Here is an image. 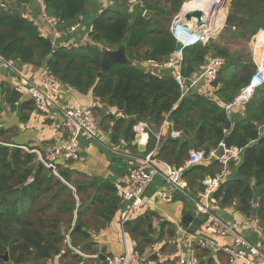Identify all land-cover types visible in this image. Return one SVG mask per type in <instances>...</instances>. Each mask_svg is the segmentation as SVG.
Here are the masks:
<instances>
[{
  "label": "trees",
  "instance_id": "16d2710c",
  "mask_svg": "<svg viewBox=\"0 0 264 264\" xmlns=\"http://www.w3.org/2000/svg\"><path fill=\"white\" fill-rule=\"evenodd\" d=\"M150 18L138 10L133 16L129 7L118 1L103 10L89 32L91 42L86 47H71L82 38V31L54 41L43 35L38 23L25 16L24 7L33 0H6L0 11V56L10 62L46 66L64 85L83 95L92 94L105 108H115L116 115L107 116L104 110L93 107L95 116L111 120L114 128L111 143L132 146L134 127L139 122L149 125L147 155L154 152L156 160L171 167L185 168L184 177L189 191H203L207 177L222 175L227 170L218 160L186 167L191 150L207 155L221 143L227 148L242 149L240 163L229 167L235 176L222 178L214 198L223 209L236 208L246 218H252L253 189L264 187V86L246 104L245 116L230 117L225 104L232 103L249 84L256 71L252 52L248 47L252 38L264 30V0H231L226 25L218 39L199 44L183 52L182 73L187 83L201 74L210 58L223 57L226 64L218 75L216 99L203 94L202 82L186 96L171 71L156 72L147 62L164 63L172 58L177 41L170 32L173 19L190 0H144ZM47 16L60 20V32L72 28L86 16L88 0H43ZM189 3V2H188ZM264 36V35H259ZM64 43L65 45H61ZM124 48L130 65H115L103 71L105 50ZM102 73V76H99ZM201 90V91H200ZM0 103L17 109L20 93L10 94ZM33 102L24 104L31 110ZM23 120L27 116L23 114ZM168 121L171 131L182 133L180 139L169 136L157 140L162 125ZM105 123H103L104 125ZM0 133V255L9 253V262L0 264H89L73 249L86 255H98L94 235L106 229L116 217L121 202L112 183L96 188L91 182L73 179L74 171L52 170L36 162V155L22 148L4 144ZM71 163V162H69ZM73 187V188H72ZM191 192V193H192ZM187 198V197H186ZM188 199V198H187ZM130 218L125 231L136 244V250L162 244L161 253L174 248L176 227L168 221L159 225L158 233L150 231L151 213ZM256 220L264 229V190L256 211ZM68 236L70 241L68 242ZM201 264H214L211 252L196 248ZM158 255L148 264H160ZM169 260L167 264L171 263Z\"/></svg>",
  "mask_w": 264,
  "mask_h": 264
},
{
  "label": "crops",
  "instance_id": "0c3cea01",
  "mask_svg": "<svg viewBox=\"0 0 264 264\" xmlns=\"http://www.w3.org/2000/svg\"><path fill=\"white\" fill-rule=\"evenodd\" d=\"M100 1L105 2V8L103 10L109 8V0ZM3 3L6 4V0H0V11L2 7L5 6ZM43 10L44 6L40 0H33L31 4L24 7L23 12L27 18L39 24L44 36L52 39L56 43L59 35L55 34L50 26L43 20ZM134 11H138V9ZM87 19L86 15L83 19L82 36L89 33L92 28V24H90ZM20 69L24 70V72L40 85L45 77V73H47L46 66L37 68L31 65H20ZM43 88L46 89V86ZM196 88L197 86L194 89ZM0 89V103L5 102L4 100L7 95L10 94V91H18L20 93V101L16 104L18 106L17 109H13L10 105L4 103L2 111L0 112V133L5 145L15 149L26 147L30 150H39L43 152L54 145L56 141L64 140L62 129L63 116L59 109L53 108L52 114L50 116H45L37 112L34 105H32L31 110L27 109L23 113L27 116V120H23L24 116L22 111H24V104L33 101L28 94L24 93L22 82L17 75L0 68ZM54 100L60 107H99V109L105 111L107 116L112 114L116 115L117 118L123 117L120 113L116 114L117 109L110 107L105 108L104 105L96 101L92 94L83 95L69 86L62 87L59 93L54 96ZM245 111L246 105L237 107L230 112L229 116L232 118L236 116L244 117ZM96 118L100 125L99 138L95 142L80 140L82 160L71 163L62 160L57 161L55 164L56 173L58 175L59 170H65L66 174L67 171H74L73 179L75 181H89L92 185L93 182H97L98 187L96 188L106 183H112L118 190V196L122 199L121 195L123 189L129 181L132 162L127 158L109 151L107 147L130 152L134 155H141L137 153V151L142 152L140 146L145 147L147 150L149 134L135 133V140L132 142V146L137 148V150L128 148V144L124 141L114 146L111 143V133L114 128V123L111 120H105L101 115H98ZM103 123L105 124L103 125ZM171 128L169 122H165L162 125L159 132V141L162 142L171 136V132L173 131H171ZM261 132L264 133V129H261ZM137 138L139 141L136 140ZM240 160L241 159L235 160V164L238 165ZM158 163L161 168L168 165L160 161H158ZM235 174L236 172L228 166L223 174V178H230L231 176H235ZM189 192L191 196L196 197L200 191L196 193H194V191ZM143 200V206L130 218L142 215L149 216L147 214L151 213L153 217V230L155 233H158L161 222L168 221L176 227L177 235L174 241V246L176 247L174 255L171 253L160 254L162 244L159 243L146 249L145 253L149 257L147 264L149 263L150 256L156 252H158L160 258V264H167L169 260L173 261L180 257L187 259L194 258L198 264H201L200 260L196 257V248L200 249L197 245L196 237L205 236L218 247L230 246L232 244L229 238L209 236V218L203 215L189 198L187 199L184 194L172 190V188L165 184L160 177H155L152 183L146 188ZM213 210L216 215L233 224L240 234L264 251V229L260 226L256 217L252 216V218H246L234 207L223 209L219 205V202L213 206ZM126 214L127 204L122 200L120 209L112 223L106 229L94 235V241L97 243L99 250L103 251L98 254V256L119 257L125 254H133L137 251L135 242L124 229ZM186 216L194 218L193 221L189 222L187 229L183 224V220ZM200 250L210 251L214 264H231L230 257L217 247H209ZM92 260H94V262H89V264H106V260L100 258ZM50 264H58V259L52 261ZM239 264L247 263L239 262Z\"/></svg>",
  "mask_w": 264,
  "mask_h": 264
},
{
  "label": "built area",
  "instance_id": "2783aa9c",
  "mask_svg": "<svg viewBox=\"0 0 264 264\" xmlns=\"http://www.w3.org/2000/svg\"><path fill=\"white\" fill-rule=\"evenodd\" d=\"M125 2L131 11L138 9L143 10L145 13L144 0H113L115 2ZM226 0L223 3L224 8ZM40 2L44 6L43 0ZM185 3L181 12L175 16L170 26V32L177 42L183 44L180 53H174L172 58L164 63L149 60L147 65L149 68L156 72L171 71L174 73L175 80L179 84L182 96H186L191 90L202 82L203 94L210 98L216 99V82L219 73L226 64L223 57L210 58L206 64L205 70L197 78L190 82L187 86L182 73L183 65V52L186 49L192 48L196 45H206L211 39L217 35V30H213L211 23H207V17L203 20V25L198 27L195 21L189 22L185 16L188 12H184ZM218 7V6H217ZM190 12V11H189ZM43 20L50 26V28L58 34L59 37L64 38L72 36L76 32L83 30V19L78 25L60 32L58 26L60 20L55 17H49L43 10ZM226 21V20H225ZM220 29V28H219ZM264 35V30H261L256 36L254 42L260 44L261 48L257 54L254 50L253 59L257 66L256 71L252 75L250 82L245 86L235 100L230 104H225V109L228 114L234 108L243 107L252 100L258 89L264 86V38L257 39L259 35ZM91 42L89 33L83 35L82 38L74 42L71 47L79 48L86 47ZM55 43V42H54ZM62 45H65L62 43ZM20 62H10L0 56V68L10 71L17 75L21 82L24 93L31 97L34 107L37 112L50 116L53 108L59 109L63 116V138L64 140L56 141L54 145L45 151L30 150L26 147L22 148L25 151L35 154L37 162L44 165L46 168H54L56 173V162L59 160L66 162H79L81 157V141L95 142L99 138L100 125L93 112V109L87 106L83 107H60L54 100V96L59 93V90L66 86L56 76L51 74L48 70L42 84H37L24 70L20 69ZM32 66V65H31ZM46 86V89L43 87ZM168 122V121H166ZM264 129V126L261 128ZM136 134H149L150 128L147 123L139 122L135 127ZM159 141L160 135L156 134ZM173 139H180L182 133L176 130L171 132ZM109 151L114 152L116 155L129 159L132 163L129 181L122 192V199L127 204V214L124 224L130 217L134 216L138 209L143 206L144 193L146 188L152 183L155 177H160L172 190L184 194L195 205V207L205 216L209 218L208 235L217 238H229L232 241L230 246L218 247L211 242L207 237H196L197 245L200 249L214 248L221 249L227 256L230 257L231 264H239L245 262L247 264H264V251L258 248L253 242L240 234L233 224L226 221L222 217L215 214L213 206L218 203L214 198L215 192L219 189L222 183V175L215 177H207L203 181L205 186L203 191H200L196 197L190 195L189 182L184 177L185 168H176L165 165L164 168L159 167L158 160L154 157V152L147 155H134L130 152L121 151L116 148L107 147ZM222 151V156L218 157L219 152ZM242 149L232 147L227 148L225 143H221L219 149L212 150L209 155L204 151L191 150L189 152L186 167L197 165L203 162L212 160L220 161L224 166L228 167L229 163L240 158ZM70 237H68V242ZM77 254L87 259H98V255H86L77 249H73ZM148 255L135 251L133 254H125L119 257H107L106 264H147ZM169 264H198L194 258H177Z\"/></svg>",
  "mask_w": 264,
  "mask_h": 264
},
{
  "label": "water",
  "instance_id": "95a60500",
  "mask_svg": "<svg viewBox=\"0 0 264 264\" xmlns=\"http://www.w3.org/2000/svg\"><path fill=\"white\" fill-rule=\"evenodd\" d=\"M3 4H5V3H3ZM151 15H152V13L149 11H145V13H144V16L146 18H150ZM185 18L189 22L195 21L197 26L201 27L203 25V20L205 18V14L200 10H195V11L188 12L186 14ZM182 48H183V44L181 42H177L175 52L180 53L182 51ZM101 63H102L103 71H106L115 65H130L131 61L127 56L126 50L124 48H120L117 50H105L103 53ZM99 76H102V73H99ZM0 96H1V89H0ZM136 140L139 141L138 138ZM140 150L142 152H145L146 148L143 146H140ZM221 156H222V151H220L218 154V157H221ZM50 170L54 171V168H51ZM93 185L95 187H98L97 182H93ZM252 189H253V193H254L253 201H252V205H253L252 216L256 217L257 207H258L259 202H260V194L264 190V187L263 188H257L255 185V182H253L252 183ZM146 219L148 221H150L149 216H146ZM193 220H194V218L191 216H186L184 218L183 224L185 225L186 229L188 228L189 222H191ZM149 229H150V231L153 230V224L152 223H149ZM99 258L102 260L107 259V257L103 256V255H100ZM0 259L4 260L5 262H9V260H10L9 253H6L4 255H0Z\"/></svg>",
  "mask_w": 264,
  "mask_h": 264
},
{
  "label": "rangeland",
  "instance_id": "374dc122",
  "mask_svg": "<svg viewBox=\"0 0 264 264\" xmlns=\"http://www.w3.org/2000/svg\"><path fill=\"white\" fill-rule=\"evenodd\" d=\"M110 1V4H109V8H111V7H113V0H109ZM191 1H194V0H190V1H188V2H191ZM188 2H186V3H188ZM225 2V1H224ZM116 3V2H115ZM114 3V4H115ZM230 3H231V0H228L226 3H225V5H224V11H223V9H221L219 12H217L215 15L217 16V15H222L223 17H226V15H227V17H228V13H229V8H230ZM114 6H118V7H120L119 8V10L121 11V12H124V10L125 9H123V7L121 6V4H115ZM105 8V2L104 1H100V0H88V4H87V12H86V15H87V20H88V22L90 23V24H93V22H94V20L96 19V17L98 16V14L103 10ZM136 12L137 11H131L130 9H129V11H127L126 13L129 15V16H133L134 14H136ZM227 17H226V20H227ZM225 25H226V21H225V24L220 28V29H217V35H216V37L215 38H213V39H218L219 38V36H220V34H221V32H222V30L224 29V27H225ZM259 34V33H258ZM257 34V35H258ZM256 35V36H257ZM256 36H254L253 38H252V40H251V42L248 44V47L250 48V51L252 52V56H253V54H254V45L256 44L255 42H254V40H255V38H256ZM257 39H259V36H258V38ZM212 40V39H211ZM260 40V39H259ZM36 162H37V157H36ZM176 252V247L174 246V248L173 247H170L165 253H163V254H172V255H174V253ZM154 255H158V252H156V253H154V254H152L151 256H150V258L152 257V256H154Z\"/></svg>",
  "mask_w": 264,
  "mask_h": 264
},
{
  "label": "bare ground",
  "instance_id": "6f19581e",
  "mask_svg": "<svg viewBox=\"0 0 264 264\" xmlns=\"http://www.w3.org/2000/svg\"><path fill=\"white\" fill-rule=\"evenodd\" d=\"M226 0H194L189 2L187 5L184 7V12H189V11H195V10H200L202 11L205 16L208 18L207 23H211V27L213 30H217L221 28L225 24L226 17H223L221 14L220 15H215L217 12H219L223 6V3ZM218 6V7H217ZM264 38V36H259V39ZM261 48L260 44H255L254 45V50L256 53H259V50Z\"/></svg>",
  "mask_w": 264,
  "mask_h": 264
}]
</instances>
